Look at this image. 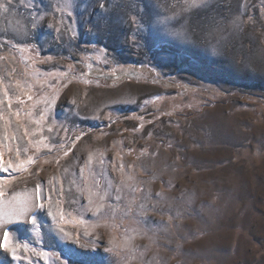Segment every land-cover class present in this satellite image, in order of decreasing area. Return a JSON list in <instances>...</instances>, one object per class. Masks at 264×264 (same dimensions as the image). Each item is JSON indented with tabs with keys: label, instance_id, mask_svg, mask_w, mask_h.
Listing matches in <instances>:
<instances>
[{
	"label": "rangeland",
	"instance_id": "374dc122",
	"mask_svg": "<svg viewBox=\"0 0 264 264\" xmlns=\"http://www.w3.org/2000/svg\"><path fill=\"white\" fill-rule=\"evenodd\" d=\"M192 2L0 0V264H264V0Z\"/></svg>",
	"mask_w": 264,
	"mask_h": 264
},
{
	"label": "snow or ice",
	"instance_id": "6c2138e0",
	"mask_svg": "<svg viewBox=\"0 0 264 264\" xmlns=\"http://www.w3.org/2000/svg\"><path fill=\"white\" fill-rule=\"evenodd\" d=\"M204 0H199V4H203ZM199 4H197V0H193V2L189 5V7H195V6H199ZM5 95H7V93H5ZM29 99H31V97H29ZM18 115V113H17ZM41 119H43V117L41 116ZM27 135V132L25 133ZM31 143V141H30ZM67 155V153H65ZM122 167V166H121ZM14 168V165L9 161L7 164L4 163L3 161V154L0 153V170L3 171H7L8 169ZM39 193H40V187L39 185L37 186V194H38V198H39ZM0 195H2V193H0ZM117 199H119V196H117ZM39 207L43 208V203L38 205ZM28 207L25 206V208L19 213V215L17 216V219L23 218L26 216L27 212H28ZM29 223H31L33 226H36L37 221L36 219L33 217L31 220H29ZM65 235H68L67 233H65ZM9 244H10V233L5 231L3 233V237L2 239H0V247H3L5 249L9 248ZM15 244H13V255L15 256ZM24 248H27L28 245H24Z\"/></svg>",
	"mask_w": 264,
	"mask_h": 264
},
{
	"label": "trees",
	"instance_id": "16d2710c",
	"mask_svg": "<svg viewBox=\"0 0 264 264\" xmlns=\"http://www.w3.org/2000/svg\"><path fill=\"white\" fill-rule=\"evenodd\" d=\"M96 76L101 80H106L109 82H120L125 80L126 78H133V74L127 71H116V72H104V73H96Z\"/></svg>",
	"mask_w": 264,
	"mask_h": 264
}]
</instances>
